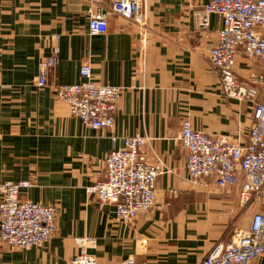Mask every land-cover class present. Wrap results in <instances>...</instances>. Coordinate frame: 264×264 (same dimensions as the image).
<instances>
[{"label":"crops","instance_id":"crops-1","mask_svg":"<svg viewBox=\"0 0 264 264\" xmlns=\"http://www.w3.org/2000/svg\"><path fill=\"white\" fill-rule=\"evenodd\" d=\"M145 1V28L110 15L108 31L91 36L92 12L109 11L110 0H0V185L32 182L21 200L59 211L48 243L26 251L0 242V264H68L84 236L96 240L90 253L99 264H202L217 243L250 229L259 207L243 209L237 188L189 179L178 139L186 119L207 135L243 142L252 126V104L227 98L208 62L222 24L212 16L208 31L198 28L208 0ZM54 55L59 85L78 84L89 64L97 83L123 88L111 130L86 126L53 87L38 86L40 63ZM235 72L247 80L264 65L240 50ZM113 136L117 149L123 138L147 137L148 163L169 170L158 179L155 206L126 225L87 192L106 178Z\"/></svg>","mask_w":264,"mask_h":264},{"label":"built area","instance_id":"built-area-1","mask_svg":"<svg viewBox=\"0 0 264 264\" xmlns=\"http://www.w3.org/2000/svg\"><path fill=\"white\" fill-rule=\"evenodd\" d=\"M91 6L102 0H82ZM110 10L98 8L89 20V34L103 35L108 31L110 15L146 27L145 0H110ZM222 24L215 47L209 50L208 62L220 76L227 98L249 102L253 106L252 126L245 142L238 138L210 136L194 129L188 119L182 124L180 144L186 154L189 179L212 180L220 189L237 188L240 206H258L248 231L236 234L228 243H217L202 264H254L264 255V73L247 80L236 76L238 53L264 65V0H208L198 13L197 26L208 31L210 18ZM58 39V38H57ZM56 55L42 60L37 84L51 86L58 99L64 101L72 116L94 130H111L117 116L123 88L97 83L89 64L80 69V82L59 85L56 81ZM118 138L112 137L113 150L108 154L105 180L87 189L100 206L115 207L116 218L130 224L156 204L158 179L169 173L162 162L149 164L141 148L145 136L123 138V146L115 148ZM32 182L7 181L0 185V242L11 248L30 250L42 247L57 233L59 211L31 200H21L22 192ZM176 195V191H172ZM77 252L68 264H99L90 253L96 240L89 236L75 238ZM120 264H137L129 259Z\"/></svg>","mask_w":264,"mask_h":264}]
</instances>
